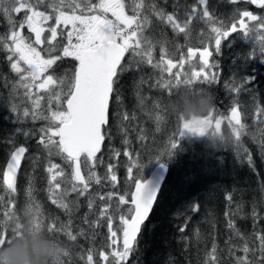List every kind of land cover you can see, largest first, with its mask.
I'll list each match as a JSON object with an SVG mask.
<instances>
[{"label":"snow or ice","instance_id":"snow-or-ice-1","mask_svg":"<svg viewBox=\"0 0 264 264\" xmlns=\"http://www.w3.org/2000/svg\"><path fill=\"white\" fill-rule=\"evenodd\" d=\"M232 2L235 3V0ZM250 2L264 8V0H250ZM198 3L204 6L201 12H198L197 7L193 5L190 10H186V19H184L175 13L166 14L163 10L157 9L154 4H147L146 0H132V15L126 14L124 0H99L95 4L91 3V0H50L47 7L53 9L52 14L39 10L44 0H0V15H3L10 25L8 33L0 36V50L8 53L10 69L17 77L10 97L17 95L22 88L23 98L31 102V108L25 106L21 110L20 105L12 99L5 104L9 112L14 114L15 123H20L22 118L29 117L33 121L37 119L48 121L46 126L39 129L38 145L48 153L49 158L60 157L70 169V173H66L60 164L53 163L49 159L46 172L51 202L66 212H71L73 206L77 204V201L67 200L70 193H75L77 198L88 194L90 211L94 209L97 197L103 202L97 219L89 221L85 217V223H88L90 228H94L103 226L101 221H106L107 247L111 250L109 252L101 250L98 253L105 264H126L129 255L134 251L141 226L147 219L159 191L157 186L146 183L142 177H132L130 167L128 172L134 191L124 194L108 192L102 195L89 193L91 183H101L102 178L97 176L94 168L97 163V153L104 140L102 126L108 123V105L114 90V77L117 76L118 67L125 54L131 52L134 57H139L141 62L159 68L162 73H168L170 79L165 81L164 86L168 88L170 94L173 88L181 84L194 86L196 83H216L221 75L218 71L219 64L209 62V57L213 53L207 47L199 51V64L191 65L189 71L184 70L183 58L179 64L166 58L168 52L163 46L159 62L153 63V45L144 36V29L150 20L144 13L150 11L162 22L169 24L174 31L185 33V35H187L185 30L193 19L203 20L212 25L211 33L214 35L211 39H214L217 54L220 52L222 41L228 40L233 34H238L253 45L248 59L259 57L264 61V16L258 17L245 10L234 17L230 27H225L223 24L216 26L212 13L209 11V0H198ZM20 13H23V16L17 21L15 16ZM109 13L114 19L109 18ZM49 20L54 21V26L49 25L45 28L44 25ZM246 20L255 23L249 24ZM25 27L34 34V40L22 34ZM45 31L49 32L50 36H44ZM58 35L66 43L54 45L53 41H56ZM36 45H47V47L38 49ZM58 48L59 54L52 55ZM42 52L48 53L47 58L42 55ZM196 55L197 50L188 49L189 61ZM65 57L75 61L70 71L60 77H54L52 74L45 75L57 61ZM197 67L198 70H196ZM173 69L177 71L173 72ZM235 79H229L225 87L229 92L238 94L248 90L245 86L251 84L255 78L239 79V84L233 82ZM33 89H36V93ZM40 92L44 95H39ZM42 100L47 102L48 115L44 114ZM257 111L264 115V109L258 108ZM225 119L231 129V136L234 137L235 146L239 150L240 139L245 133L246 125L241 122L240 108L234 102L230 109V116L218 115L214 118L210 110L206 117L196 122L201 125L199 127L180 117L182 123L178 131L173 133L165 151L157 158L162 159L175 150L179 144L178 138L189 134L193 137L205 136L207 129L204 125L214 126L219 131ZM261 123H264V119H261ZM18 135L29 137L32 133L14 128L0 141L9 145V159L6 170L3 172V185L9 195L16 192V174L25 153L29 151L25 145H17ZM261 147L264 148V142L261 143ZM125 155L128 153L126 152ZM248 160L251 161L250 155ZM82 169L87 172L86 176ZM104 179H107L113 187L116 186L117 176L112 165L108 166V175ZM228 199L231 197L229 196ZM2 201L3 197H0V202ZM9 204L11 205L12 202L9 201ZM30 205L34 212V227H45L40 206ZM195 210L197 206H193V211ZM13 214L15 212L11 209L3 211L4 220L0 222V244L10 240L9 225ZM117 218L118 225L114 226ZM229 226L232 227L231 224ZM17 227H19L18 224ZM47 230L50 233L64 231L70 240L77 239V235H73L67 225H61L60 229H57L55 223H50L47 225ZM118 233H122V237L118 236ZM79 235H84L83 230ZM236 235H240L238 231ZM255 238L258 246L250 248L245 241L241 249L244 255L237 258L236 264H264V233H257ZM121 239L122 245L117 247L118 240ZM257 253L259 256L256 255ZM63 255L67 256L68 253L64 251ZM81 258L84 259V257ZM216 262V246L213 245L208 264H216ZM57 264H60V258ZM86 264H94L92 249H89L86 256Z\"/></svg>","mask_w":264,"mask_h":264},{"label":"trees","instance_id":"trees-1","mask_svg":"<svg viewBox=\"0 0 264 264\" xmlns=\"http://www.w3.org/2000/svg\"><path fill=\"white\" fill-rule=\"evenodd\" d=\"M152 1L146 0V3ZM124 2L126 5L127 0H124ZM236 2L238 4L243 3L242 0H236ZM49 3L50 0H44V4L39 6V10L52 14L53 9L47 7ZM245 6L246 8H251L250 4ZM215 9L217 10L220 23L224 24L227 21V17H224L227 9L220 3L216 4ZM22 16L23 13H20L15 16V19L19 21ZM108 16L114 19L111 13ZM52 22L54 21L49 20L48 26L52 25ZM9 28L8 20L3 15H0V36L7 34ZM204 28H208V26L205 25ZM190 29L191 26L187 28L188 31ZM155 32L146 31L144 34L151 43L156 39V45L152 47L153 63L159 62L162 46L167 49L168 56L177 59L184 56L188 49L192 48L197 42L182 37V33L177 35L162 33L158 30ZM47 33L49 32L45 31L44 36ZM63 43H66V41L59 35L56 41H53V44L57 46ZM243 45L244 40L238 37L231 41L229 45H221L216 63L220 67L218 71L221 73L220 79L222 82H225V73L228 70L232 71L229 63L237 64L236 61L241 60L244 56ZM46 47L47 45H39L38 49ZM239 51L241 53L240 56ZM46 53L42 52V55L44 56ZM53 53L54 55L59 54V48L57 52ZM7 55L6 51L0 50V100L1 95L9 89L6 101L12 99L13 102L20 105L21 110L25 106L31 108V102L23 98V91H19L17 95L10 97L13 86H10V84L13 80L16 82L17 77L14 72L15 75L8 72L11 69ZM127 55L130 57V52ZM134 58L140 61L139 57ZM226 58H229V61H226ZM74 64L75 61L65 57L63 60L57 61L55 67L59 69L60 66H63L70 71ZM134 64L129 65L127 56H125L123 63L118 68L117 76L114 78L115 83L108 111V123L103 127L104 141L97 155L102 160L118 164L124 171L117 178L115 187L110 182L105 185L103 194L108 190H119L118 187L125 184V177L129 173L128 169L130 168L124 166L125 163H133L135 160L141 159V157L156 153L162 154L167 144L166 131L177 121V128L179 129L180 127L181 121L177 109L185 110L195 105L199 98L198 92H194L191 85L185 86L183 84L173 88L174 91L165 96L152 93L156 90L163 91L162 88L165 87V81L170 79V75L162 73L159 68H156L151 76L158 77V84H156V81L143 84L146 79L134 75L139 74L133 67ZM136 64H139V62ZM251 67V63L248 61L244 67L246 68L245 72H250ZM253 67L258 70L257 73L250 72L249 74V77L255 78L253 80L254 89L250 92L248 87V91L253 96L244 94L245 92L235 94L247 99L239 104L241 119L246 125L245 133L240 139L241 148L238 150L234 141L229 140L233 146L232 150L229 153L224 151L226 140L229 138L228 136H231V129L228 127H225L219 135L212 134L204 140H200L196 136H184L185 144H181V141L174 150L173 160L167 166V174L162 182L150 216L141 226V232L138 234L134 251L129 255L126 264H161L163 261L166 264H208L209 253L212 252L213 245L216 246V264H236L237 258L244 255L241 249L245 241L248 242L250 248L258 246V241L255 238L256 234L264 233V148L261 147V143L264 142V123H261V119H264V115L257 111L258 108L264 109V62L261 63L260 58L257 57ZM190 68L185 71H189ZM175 71L177 69H173V72ZM136 80L139 83L136 89L143 96L147 97L151 94L153 98L159 97L162 99L161 110L164 112L166 125L153 128L150 120L146 119L142 112H138V109H136V113L133 108H130L131 106L135 107V101L132 102V94ZM150 85L155 86L156 90H147ZM207 85V83H202L199 89ZM33 92L36 93V89H33ZM203 92L204 95L212 98V104L217 103L215 101L217 99L216 96L220 93L216 88L212 87L211 90ZM189 93L196 95L195 103L190 101L187 105H182V101L179 98ZM39 95H44V93L40 92ZM120 96H122L129 112L135 113L133 124L127 125L128 131L121 133L115 128L116 119L112 114V103L117 101ZM41 106L45 111L47 110L46 100L41 101ZM10 117L13 119H9ZM29 118H22L20 123H15L14 114H8L0 104V141L12 129L20 128V125H23V130L25 127L31 126L28 123ZM166 128L167 130H165ZM36 135L40 136V133ZM231 138L234 139L232 136ZM16 143L29 148L27 143L19 139V135L16 137ZM0 146L9 149V145L3 142H0ZM159 146H162L163 150L155 152L159 150ZM125 151L130 152L132 159H124L123 152ZM28 153L29 151L25 154L28 156ZM115 153H119V155H115ZM249 155L251 156V161L248 160ZM228 159L234 161L233 164ZM5 160L1 161L0 165L3 166ZM25 161H22L19 169L20 176L18 173L15 193L8 194L3 185V177H0V189L5 191L3 201L0 202V214L3 215V211L11 209L15 212L13 216H18L25 213L22 211L23 202L28 201L30 204H34L46 201L43 210L40 211L41 217L48 224L55 223L56 228L60 229L61 225H68L69 220H72L79 209L88 208V201H86L75 213L72 212L73 215L69 217L66 214L62 218L59 210H56L57 205L49 201L47 197L49 193L47 183L45 184L47 192L40 197H35L31 191L23 193L19 187V178L20 180L24 179L22 172L31 173L32 179L28 182L31 186L37 183L41 177L44 180L47 179L46 168L48 166L46 164L44 169L39 172L34 167L27 166ZM143 167L137 166V169L135 166L131 167L132 172L144 171L149 173L151 170ZM63 168H67V165ZM205 170H208V174L201 177L200 173ZM142 178H145V176ZM229 196L231 199H228ZM9 201L12 202L11 205ZM193 206H197V210L193 211ZM54 208L59 218L52 214ZM95 210L97 211L98 209ZM72 223L74 224L75 221H72ZM230 224L232 227L229 226ZM18 225V229L22 227V224ZM237 231L240 234L239 236L236 235ZM74 242L65 241L63 245L66 243L68 248L72 250ZM159 250L162 251L160 259L156 255ZM256 255L259 256V253ZM86 256L87 250L83 249L81 257H84V259L80 257V263L73 264H86ZM249 258H252L251 254ZM63 260L64 257H61L60 264ZM100 261L99 255H94V264H102ZM68 264L72 263L69 262Z\"/></svg>","mask_w":264,"mask_h":264},{"label":"rangeland","instance_id":"rangeland-1","mask_svg":"<svg viewBox=\"0 0 264 264\" xmlns=\"http://www.w3.org/2000/svg\"><path fill=\"white\" fill-rule=\"evenodd\" d=\"M98 2H99V0H91V3H93V4L98 3ZM218 3H220L223 7H225L227 9V12H225V14H224V17H227V21L223 24L225 27H230L231 24L234 22V17L238 16L240 13H242L245 10L253 13L254 15H257L258 17L264 16V8H257L256 7L254 9L250 10V9L246 8L245 4H243V3L238 4V2H236V0H235V3H233L232 0H209V3H208L209 11L212 13V17H213V20L215 21L216 26L221 25V23L218 19L217 10L215 9L216 4H218ZM147 4H149V5L154 4L157 9L163 10L166 14L175 13L178 17H181L184 19H186V17H185L186 10H190L193 5H195L197 7L198 12H201V10L204 7L202 5H199L198 0H153L152 2H149ZM131 6H132V0H127V4L125 5V12L128 15L133 14L131 11ZM222 10L224 11V9H222ZM144 14L148 15L149 20H150V23L144 29V34L146 33V31L153 33L156 30H158L162 33L177 34V35L179 33H181L179 31H174L169 24L162 22L157 16L153 15L150 11H146ZM246 22L249 24L255 23V22H251V21H247V20H246ZM205 25H207L208 28H204ZM44 26H45V28H47L48 22ZM52 26H54V22H52ZM189 26H191V29L188 31L186 28L185 32L187 33V35H185V33H182V37L188 38V39L192 40L193 42L197 41L194 44V46L192 47L193 50H197V55H196V57L192 58L191 61H189L188 52L184 56L181 57L185 60L184 70H188L189 67H191V65H193V64H195V65L199 64V51H203V49L205 47H207L208 50L213 53V55L211 57H209V62L210 63L217 62V53L215 52L214 39H211V36L214 35L211 33L212 25L209 23H205L203 20L193 19L191 21V23L188 25V27ZM22 34L25 35L26 37H31L34 40V34L30 33L29 30L27 29V27H25L23 29ZM46 36H50V33H47ZM236 37L242 38L244 40L243 51L245 54L242 57V59L237 60L236 61L237 64L229 63L232 71L228 70L225 73V75H224L225 82H222L221 79H219V81L216 83L208 84L205 87H203V86L201 87V89L203 91L211 90L212 87H214L220 93V94H217V96H216L217 99L215 101H217V103L212 104V106H211L212 107L211 112H212V115L214 118H216L218 115H223L225 117L230 116V109L233 106L234 102L236 104H238V106H239L240 103L245 102V100H247V99H243L240 95L239 96L235 95L236 93H231L228 91V89L225 87V84L229 81V79L236 78L233 82L236 84H239V79L249 77L250 72L257 73V71H258L257 68L253 67L255 59H249V60L247 59L249 52L253 47L252 43L249 40L245 39L242 36H239L238 34H233L231 37H229L228 40L222 41V44L229 45V43L231 41H233ZM152 45L153 46L156 45V39L153 40ZM36 47L38 48L39 45H36ZM256 47H257V51H258V42L256 43ZM161 54L162 53L160 52V56H161ZM52 55H54V53H52ZM125 55L127 56V63L129 65L135 63L133 67L139 72V74H134V75H136L137 77H140L142 79H146V81L143 82V84L146 82L151 83L153 81L154 82L156 81L157 82L156 84H158V82H159L158 77L151 76L153 74V70L156 69L155 67H153L152 65H150L146 62L137 61V59H135L134 56H132L133 54L131 52H130V57L127 55V53ZM240 55H241V53L239 51V56ZM44 56H45V58H47L48 53H46ZM225 57H227V56H225ZM166 58L172 59L177 64H179V62L181 60V58L175 59L171 56H167ZM226 61H229V58H226ZM248 61H250L252 67L250 68V72L246 73L245 72L246 68H244V67ZM138 62H139V64H136ZM263 62L264 61L261 60V63H263ZM55 65L56 64H54L52 66V69H49L48 73H45V75L46 74H52V75H54V77H60V76H63L66 72H68L67 68L60 66L59 69H57L55 67ZM196 70H198V67L196 68ZM8 72L15 75L11 70H8ZM146 75H147V78H146ZM14 83L15 82L13 80L11 82L10 86H12ZM138 84L139 83L136 80L135 84H134L133 94H132V102L135 101V107L131 106L130 108H133L136 111V113H137L136 109H138V112H142L144 114L145 118L150 120V124L152 125L153 128H157V126H161V125H166L165 115H164V112L161 110L162 105H163L162 99L159 97L153 98V96H151V94L148 95L147 97L143 96L142 93L138 89H136ZM201 84L202 83H196L194 86H191L193 88L194 92H196V91L198 92V94H199L198 96H200L201 94L204 95V92L199 89ZM245 87L247 89L249 87L250 92H251V90L254 89L255 84L252 81L251 84H248ZM149 89H155L156 90V87L153 85H150L147 88V90H149ZM162 90L163 91L156 90L155 92H152V93L163 94L164 96L167 94H170L168 88L164 87V88H162ZM19 91H24V90L21 88V89H19ZM173 91H174V89H172V92ZM8 92H9V89H7L6 92L1 95L0 104L3 106V108L6 110V112L8 114H11L9 112L6 104H5ZM241 92H243V93L245 92L244 94H248V95L253 96V94L250 93L248 90L241 91ZM195 96L196 95L189 93V94H185V95L181 96L179 99H181L182 105H184V104L187 105L188 102H190V101L195 103ZM177 110H178V114H179V119H180V117H183V119L186 120L184 118V115L182 114L184 110L181 108H178ZM44 114L48 115L49 113L46 110L44 112ZM112 114H113V117L116 119V127H115L116 130L120 133L123 131H128L127 125L133 124V120H134L133 117H134L135 113L129 112V110L127 109V107L123 101L122 96H120L117 101H113V103H112ZM207 115H208V113H207ZM206 116H204V117H206ZM199 120H201L200 117H193L188 122H192L194 124V126L199 127L201 125L196 124V122ZM177 122H175L171 126L169 125L170 127L168 128V130H167V128L165 129V130H167L166 131L167 144H166L165 148L168 146L169 140L172 138L173 133L178 131ZM241 122L244 124L242 119H241ZM28 123H30L31 126L25 127V129L23 130L22 129L23 125H20V129H22V131L32 133V135H30L29 137L19 135V139H21L23 142H25L29 145V153H28V156H27L26 161H25L26 165L32 166L36 170L41 172L44 169L45 165L48 164L49 159H51L53 161V163H57V164H60L61 167H65V164L60 159V157L52 156L51 158H49L48 153L45 150L43 151L42 147L38 145L39 136L36 134L40 133L39 129L46 126L48 124V121L40 120V119L33 121L30 117L28 119ZM181 123L182 122H180V125H181ZM204 127L207 129V134L203 137L196 136L200 140H204L212 134L213 135H219L225 127H228L230 129V127L228 126V123H227V119H225L222 122L221 129L219 131H217L214 126L204 125ZM117 131H115L116 134H118ZM189 135H185V136H189ZM228 137L229 138L226 140V146H225L224 151L229 153V152H231L232 147H233L229 140L234 141V139L231 138V136H228ZM178 140H179V143L182 141L181 144H183V145L185 144V137L178 138ZM159 147H160L159 150L155 151V152H161L163 150L162 146H159ZM126 152L128 153V155H125ZM8 153H9V149H6L4 146H0V163H1V161H3L4 159H6L9 156ZM123 155H124V159H132V155L130 154L129 151L123 152ZM158 155H159V153H156L154 155H149L147 157H141V159H139L138 161L135 160L133 163H125L124 166L129 168V167H134V165H135V167L137 169V166L139 167L142 165L143 166L147 165L146 167L148 168V165H149V168H150L151 166L153 167V165L156 164V162L161 161V160L165 161V162L167 161L170 164V161L173 160L174 150L171 151L169 155L163 157L164 159L157 158ZM228 161L231 164H233V162H234V161H231L229 159H228ZM151 162H152V164H151ZM109 165L113 166V171L115 172L117 178L120 176V173L124 171V169L122 167H120L119 165L107 162L105 160H102L99 156H97V163H96V167L94 168V171L96 172L97 176L101 177L102 179H101L100 184H95L94 182L91 183L90 188H89V193H91V194H97L98 193L101 195L103 194L105 185L109 182L107 179H104V177L106 175H108V166ZM146 167H143V168H146ZM3 169H4V166L0 165V177L1 176L3 177V172H4ZM82 171L84 172V174L86 176L87 172L83 169H82ZM65 172L70 173V169L68 167L65 168ZM145 173L148 174V172H144V174H143V171H135V172L131 173V176L132 177H137V176L144 177L146 175ZM46 174H47V172H46ZM207 174H208V170H205L204 172L200 173L201 177H203ZM22 175H23L24 179L20 180V178H19V187L23 193L31 191V192H33V195L35 197H40L41 195H43V193L47 192V189H45V184L46 183L48 184L47 179L44 180L43 177H41L37 183L30 186L28 184V182H29V180L32 179L31 173L23 171ZM47 176H48V174H47ZM142 179H144V178H142ZM133 186L134 185L132 183V179L130 178L129 173H127L126 177H125V184L120 185L118 187L119 190H108L104 194H106L108 192H117L119 194H124L125 192H131V189ZM4 193H5V191L3 189H0V197H3ZM74 194L75 193H70L69 196L67 197V200H69V201H77V204L75 206H73L71 213L66 212V211L64 212V209H62V208L59 209L58 206L56 207V210H60L59 214L62 218L66 214H68V216L70 217L71 215H73L72 212L75 213L80 208V206L82 204H84L86 201H88V194H85V196H81L79 198H77V195L76 194L74 195ZM47 197H48L49 201H51V199L49 198V193H48ZM114 200H115V198H114ZM45 203H46V201H40V202L34 203V205H39L40 211H41V210H43ZM26 205H30V203L28 201L23 202L22 211H24V212H25ZM102 206H103V202L97 198L96 204H95V207L93 210L90 211L89 208H81L78 210L76 215H74L72 220H69V221H71V223L68 222V225H67L68 229L71 230L73 235H77V238H79V240L76 239L75 242L72 244V246H73L72 250H70L68 248L66 243H64V245H63V242H65V241L72 242V240H70L68 238V236L66 235V233L64 231H61V232H54L53 231L52 233H50V232H48V230L46 228L47 226H45V227H41V228L34 227L35 232L37 234H39L41 232V230L43 229V231H45L46 233L49 234L50 239L56 240L58 243H60L63 246L64 250L68 253V255L62 256V257H64V260L61 262V264H68L69 262H71L72 264L73 263H80V257H81V254L83 252V249L87 250V254H88L89 249H92L93 255H97L99 253V251H101V250H103L105 252H109L111 249L109 250L107 247L108 232H107V227H106V221H101V224L103 226L94 227V228H90L88 223H85V217H87V219L89 221L96 220L99 209ZM128 206H130V205H128ZM128 206H124V207H128ZM95 209H98V210L96 211ZM56 210L54 208L52 211V214L59 218V215L57 214ZM24 214L18 215V217H19L18 219L16 218L17 216H13V219H12L10 225H14V227H9V236L11 235L9 241L14 242L15 238L19 237V234H20L19 230L21 228L18 229L17 224L23 223ZM3 220H4V216L2 214H0V222H3ZM72 221H75V223L73 224ZM44 224L48 225V223L46 221H44ZM117 225H118V218H117V220L114 221V226H117ZM10 229H12L11 232H10ZM17 230H18V232H17ZM81 230H83L84 235H79ZM17 233H19V234H17ZM118 236L122 237V233H118ZM12 237H13V239H12ZM8 242H5L3 244H6ZM121 245H122V239L118 240L117 247H120ZM72 255H73V257H72ZM156 255L160 259L162 256V251L159 250L156 253ZM100 262H102V264H105V262L102 260ZM161 264H166V262L163 261Z\"/></svg>","mask_w":264,"mask_h":264},{"label":"clouds","instance_id":"clouds-1","mask_svg":"<svg viewBox=\"0 0 264 264\" xmlns=\"http://www.w3.org/2000/svg\"><path fill=\"white\" fill-rule=\"evenodd\" d=\"M211 106L212 98L201 94L196 104L186 108L182 114L186 120L203 118ZM33 217L31 205H26L19 237L14 242L0 244V264H57L58 258L63 256L65 250L60 243L50 239L43 229L39 234L35 232Z\"/></svg>","mask_w":264,"mask_h":264},{"label":"water","instance_id":"water-1","mask_svg":"<svg viewBox=\"0 0 264 264\" xmlns=\"http://www.w3.org/2000/svg\"><path fill=\"white\" fill-rule=\"evenodd\" d=\"M123 60V59H122ZM111 98V96H110ZM109 102H110V99H109ZM108 108H109V105H108ZM9 159V156L7 158V161ZM7 161H6V165H5V168H4V171L6 170V166H7ZM167 171H168V168L167 166L165 165H160V166H157V167H154L149 173H150V177L145 181L146 183L150 184V185H155L159 188L160 190V187L162 185V182L163 180L165 179V176L167 174ZM132 191H134V187L132 189ZM159 192V191H158ZM158 195V193H157ZM157 198V197H156ZM156 200V199H155ZM155 203V201H154ZM153 203V205H154ZM153 208V207H152ZM152 210V209H151ZM151 212V211H150Z\"/></svg>","mask_w":264,"mask_h":264},{"label":"bare ground","instance_id":"bare-ground-1","mask_svg":"<svg viewBox=\"0 0 264 264\" xmlns=\"http://www.w3.org/2000/svg\"><path fill=\"white\" fill-rule=\"evenodd\" d=\"M243 1V4H245V5H248V4H250V6H251V8H248V9H250V10H252V9H254V8H260V7H258L256 4H253V3H251L250 2V0H242ZM249 60V59H248ZM117 73H118V70H117ZM115 78V77H114ZM109 116H110V114H109ZM44 151V150H43ZM98 156V155H97ZM162 159H164V158H162ZM45 160V159H44ZM157 160V159H156ZM161 160V159H160ZM158 161V160H157ZM154 162V161H153ZM106 163V162H105ZM104 164V163H103ZM149 164V163H148ZM151 164H152V162H151ZM118 165V164H117ZM160 165H165V166H169V163L166 161H158V162H156V164H154L153 165V167L151 166L150 168H151V170L154 168V167H157V166H160ZM98 166V165H97ZM103 166V165H102ZM143 166V165H142ZM147 165H144V167H146ZM101 168V167H100ZM107 168V167H106ZM147 168V167H146ZM148 168H149V165H148ZM143 174H144V171H143ZM146 174V173H145ZM146 177L143 179V181H146L149 177H150V173H148V174H146L145 175ZM73 195V194H72ZM75 195V194H74ZM70 199V198H69ZM73 200V199H72ZM60 211V210H59ZM64 212H65V210H64ZM151 213V212H150ZM150 213H149V215H148V217H147V219L144 221V223L148 220V218H149V216H150ZM143 223V224H144ZM142 224V225H143ZM45 226H47L46 224H45ZM47 228V227H46ZM20 229V228H19ZM11 230L12 229H10V232H11ZM17 232H18V230H17ZM20 232V231H19ZM15 234V233H14ZM17 234H19V233H17ZM16 235V234H15ZM20 235V234H19ZM11 236V235H10ZM14 236V235H13ZM12 239H13V237H12ZM11 239V240H12ZM14 241V240H13ZM80 256V255H79ZM72 257H73V255H72ZM75 258V257H74ZM77 259V258H76ZM67 260V259H66ZM71 261V260H70ZM68 263V262H67Z\"/></svg>","mask_w":264,"mask_h":264}]
</instances>
